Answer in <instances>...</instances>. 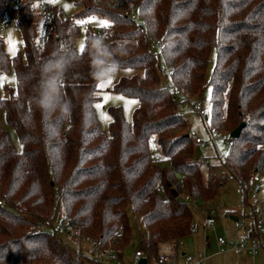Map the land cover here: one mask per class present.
Instances as JSON below:
<instances>
[{"label":"trees","instance_id":"trees-1","mask_svg":"<svg viewBox=\"0 0 264 264\" xmlns=\"http://www.w3.org/2000/svg\"><path fill=\"white\" fill-rule=\"evenodd\" d=\"M73 1L79 11L69 17L53 6L50 24L38 37L40 14L34 5L0 0V23L9 13L18 20L22 38L14 57L0 40V75L13 70L16 76L14 88L4 86L8 96L0 90V264H107L89 252L71 256L73 247L64 234H33L36 221L58 213L71 218L84 235L110 242L121 251L123 263V250L133 237L129 210L145 227L138 240L148 257L162 263L160 246L177 244L195 228L194 206L175 197L174 189L207 205L225 185L215 176L203 180L194 141L178 111L179 98L187 102L185 93L200 97L211 87L205 119L215 132L228 134L229 152L221 166L240 183L245 205L255 178L264 184V0ZM93 16L107 26H101L102 32L87 28L79 50L81 23ZM94 34L119 48L116 73L133 72L111 90L139 101L132 123L121 109L110 110L109 134L95 109L103 79L92 75L88 49ZM54 52L70 61L62 85L67 113L42 111L32 102L39 66ZM162 65L170 76L161 73ZM242 123L240 137L232 138ZM153 138L163 167L150 148ZM251 218L245 239L255 241L256 212Z\"/></svg>","mask_w":264,"mask_h":264},{"label":"rangeland","instance_id":"rangeland-1","mask_svg":"<svg viewBox=\"0 0 264 264\" xmlns=\"http://www.w3.org/2000/svg\"><path fill=\"white\" fill-rule=\"evenodd\" d=\"M43 1L50 6L62 7L65 14L69 17H72L79 11V8L73 0ZM37 20L38 25L36 27V33L37 36L40 37L45 28L48 27V24L44 23L40 15ZM103 21L104 20L99 16H93L81 23L80 35L76 40L77 49L81 50V47L84 46L86 29L89 28L95 32H102L103 29L101 26H105L101 23ZM4 37L3 44L5 50L9 57H14L22 49L21 34L18 29H13L6 32ZM214 61L215 55L213 54L207 68L208 78L214 68ZM132 73V71H120L114 75L107 76V78L103 79L98 85V101L95 104V109L101 129L105 134H109L110 123L112 121L111 109H121L125 120L129 123L133 122L134 112L139 106V101L136 98L111 90L115 81L121 76L124 74L130 75ZM15 85L16 76L13 70L0 75V90L3 96H8V89L4 91V86L7 88H14ZM210 92L211 87L209 86L200 97L192 95L191 93H185L183 97L185 98V95H187V102H182L179 98L180 105L178 106V111L184 116L187 122V130L194 141L195 159L200 165L203 180L206 182L209 178L215 176L220 181H223L225 185L221 187L216 199L207 205L196 203L192 196L190 197L189 195L177 193L183 202H187L194 206L192 213L193 225L195 228L191 236L180 240L177 244H163L160 246V258L167 256L169 260L167 263H163V261L161 263V261L156 260L154 257H148L144 246L138 240L140 229L145 232V227L136 219L137 216L129 210L128 213L133 237L131 244L123 250V264H137L136 254L139 251L142 254V258L147 259L148 264H170L171 262L175 264H185L188 259H191L190 263H196V261H199L198 255H200L201 250L205 248H208L206 250L210 256V260L206 261L205 264H264L263 247H260L254 254L255 256L258 254L260 255L257 263H255V256L247 250L232 249L237 244L240 246L248 245L252 247L255 244L264 243V237H259V239H255V241L244 239V235L247 233L249 234L252 230L254 220L251 218V214L257 210H261L264 218V184L261 183V188L257 195L254 193L249 194V205H245L240 183L232 178L231 173L227 169L221 166L222 161L228 155L230 142L225 141L223 139L224 135H221V133L220 137L214 140L215 131L208 124L207 119H205L208 118L211 108ZM97 105H99V107H97ZM197 107L201 108L200 111L204 112V115L195 110ZM10 135L17 151H21L22 147L15 133L11 131ZM150 148L156 160L160 163L159 165L161 167L165 166L156 138L150 141ZM174 190L176 191V188ZM186 198H189V201H186ZM207 217H210L212 220L213 226L211 228L206 227ZM234 219H237V221ZM238 224L240 227L237 226ZM62 237L64 241L73 247L71 256L77 257L79 251L88 253L83 247L82 250H79V246L74 239L73 241L66 235H62ZM221 239L225 241V245L220 244ZM258 240L261 242H258ZM132 244H134V246ZM206 245H208V247H205Z\"/></svg>","mask_w":264,"mask_h":264},{"label":"built area","instance_id":"built-area-1","mask_svg":"<svg viewBox=\"0 0 264 264\" xmlns=\"http://www.w3.org/2000/svg\"><path fill=\"white\" fill-rule=\"evenodd\" d=\"M21 4H32L35 6L36 11L38 14H40L41 18L43 19L45 24H50V20L53 16V6H50L46 4L43 0H20ZM134 17L136 18V14L134 13ZM18 27V20L13 18L9 13L5 14L2 17V21L0 23V40H4V34L10 30L16 29ZM140 32L142 34H146L142 27L139 28ZM152 44H155L156 41L151 37L150 39ZM161 72L164 74H167L170 76L171 70L166 66L162 65ZM175 96L179 97L182 96L180 91H175ZM200 107H197L195 110L199 111ZM222 135V134H221ZM223 139L225 141L228 140V134H223ZM220 137V133L215 132L214 140ZM254 188L252 189V193L258 194L260 191V185L262 183V180L259 177H256ZM186 201H189V198H186ZM259 201V200H258ZM2 203L0 202V205ZM257 220L255 225V230L258 235V237L264 236V220L262 216V211L257 210ZM212 220L210 217H207L206 219V227L211 228ZM240 227V225H237ZM31 231L34 235H40V234H46V233H54L57 235H67L72 240L74 239L75 242H77L79 246V250H82L85 248L89 253H91L97 260H101L103 262H106L107 264H123L121 263L119 259L120 250L113 247V245L108 242V244H105L101 239L98 238H92L90 236L84 235L81 230L76 227L73 223L71 218H69L64 213H58L53 218H45L44 220L36 221L35 224L32 226ZM121 230H119L118 233H120ZM221 245H225L224 240H220ZM83 247V248H82ZM260 247L264 248V243L261 244H255L252 247H247L246 245L240 246L235 245L232 249L234 250H247L249 253L254 255ZM142 258L141 252H137L136 254V262H138ZM163 263L169 262L168 258H163ZM170 264H175L174 262H171ZM195 264H199L196 262Z\"/></svg>","mask_w":264,"mask_h":264},{"label":"clouds","instance_id":"clouds-1","mask_svg":"<svg viewBox=\"0 0 264 264\" xmlns=\"http://www.w3.org/2000/svg\"><path fill=\"white\" fill-rule=\"evenodd\" d=\"M105 39L102 34H94L90 39L88 51L92 75L96 79H105L119 70V63L114 58L119 48L105 43ZM69 64L67 55L54 52L39 66V79L32 102L42 111H69V102L62 98V85Z\"/></svg>","mask_w":264,"mask_h":264},{"label":"crops","instance_id":"crops-1","mask_svg":"<svg viewBox=\"0 0 264 264\" xmlns=\"http://www.w3.org/2000/svg\"><path fill=\"white\" fill-rule=\"evenodd\" d=\"M263 220H264V218H263ZM245 236L248 237V233L244 235V239H245ZM262 237H264V236H262ZM262 237H261V238H262ZM258 239H259V238H258ZM251 240L254 241L253 239H251ZM258 242H261V241L258 240ZM132 245L134 246V244H132ZM205 247H208V245H206ZM247 247H249V246L247 245ZM206 249H208V248L202 249L201 252H200L201 254L198 255V257H199V258H198L199 261H196V262H198L199 264H205L206 261L210 260V259H209L210 256L208 255ZM253 256H255V255H253ZM259 257H260L259 254H258L257 256L254 257V258H255V263H257ZM163 258H167V256H164ZM163 258H162V259H163ZM190 260H191V259H188V260H187V263H185V264H188V262H189V264H195V262H191V263H190Z\"/></svg>","mask_w":264,"mask_h":264},{"label":"water","instance_id":"water-1","mask_svg":"<svg viewBox=\"0 0 264 264\" xmlns=\"http://www.w3.org/2000/svg\"><path fill=\"white\" fill-rule=\"evenodd\" d=\"M245 124H241L238 128H236L232 133H231V137L234 138V139H237L240 137V134L242 132V129L244 128ZM174 196L175 197H178V194L177 192L174 190ZM235 221H237V219H234ZM137 264H148V261L147 259L145 258H141Z\"/></svg>","mask_w":264,"mask_h":264},{"label":"snow or ice","instance_id":"snow-or-ice-1","mask_svg":"<svg viewBox=\"0 0 264 264\" xmlns=\"http://www.w3.org/2000/svg\"><path fill=\"white\" fill-rule=\"evenodd\" d=\"M101 23L104 24L105 26H107V21H103ZM81 50H83V46L81 47ZM109 83H110V80H109ZM97 107H99V105H97Z\"/></svg>","mask_w":264,"mask_h":264}]
</instances>
